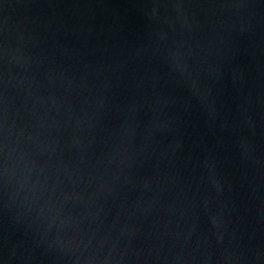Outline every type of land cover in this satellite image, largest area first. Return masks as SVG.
<instances>
[{"label":"water","instance_id":"95a60500","mask_svg":"<svg viewBox=\"0 0 264 264\" xmlns=\"http://www.w3.org/2000/svg\"><path fill=\"white\" fill-rule=\"evenodd\" d=\"M0 264H264V0H0Z\"/></svg>","mask_w":264,"mask_h":264}]
</instances>
